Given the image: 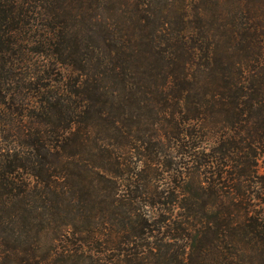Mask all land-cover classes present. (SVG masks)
Instances as JSON below:
<instances>
[{"label":"trees","instance_id":"16d2710c","mask_svg":"<svg viewBox=\"0 0 264 264\" xmlns=\"http://www.w3.org/2000/svg\"><path fill=\"white\" fill-rule=\"evenodd\" d=\"M260 162L264 0H0V264H264Z\"/></svg>","mask_w":264,"mask_h":264},{"label":"rangeland","instance_id":"374dc122","mask_svg":"<svg viewBox=\"0 0 264 264\" xmlns=\"http://www.w3.org/2000/svg\"><path fill=\"white\" fill-rule=\"evenodd\" d=\"M64 73H66V72L64 71ZM258 172L260 175H264V163L263 162L259 163ZM85 249L90 251V245L86 246Z\"/></svg>","mask_w":264,"mask_h":264}]
</instances>
